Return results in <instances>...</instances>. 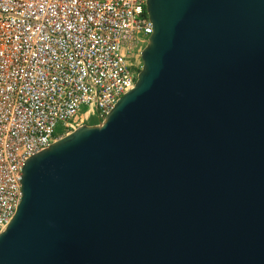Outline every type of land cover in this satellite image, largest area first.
Returning a JSON list of instances; mask_svg holds the SVG:
<instances>
[{
	"label": "water",
	"instance_id": "1",
	"mask_svg": "<svg viewBox=\"0 0 264 264\" xmlns=\"http://www.w3.org/2000/svg\"><path fill=\"white\" fill-rule=\"evenodd\" d=\"M141 68L24 163L0 264H264V0H146Z\"/></svg>",
	"mask_w": 264,
	"mask_h": 264
},
{
	"label": "built area",
	"instance_id": "2",
	"mask_svg": "<svg viewBox=\"0 0 264 264\" xmlns=\"http://www.w3.org/2000/svg\"><path fill=\"white\" fill-rule=\"evenodd\" d=\"M145 4L0 0V231L18 206L25 161L102 121L133 88L139 68L130 59L152 33Z\"/></svg>",
	"mask_w": 264,
	"mask_h": 264
},
{
	"label": "rangeland",
	"instance_id": "3",
	"mask_svg": "<svg viewBox=\"0 0 264 264\" xmlns=\"http://www.w3.org/2000/svg\"><path fill=\"white\" fill-rule=\"evenodd\" d=\"M131 61V64L133 65V67H138L140 69L141 65H142V62H141V58H140V54L139 53H136L134 52L132 58L130 59ZM85 108L82 107V110H84ZM64 131V127L62 125L61 122H58L55 126V131H54V134L56 136L62 134Z\"/></svg>",
	"mask_w": 264,
	"mask_h": 264
},
{
	"label": "trees",
	"instance_id": "4",
	"mask_svg": "<svg viewBox=\"0 0 264 264\" xmlns=\"http://www.w3.org/2000/svg\"><path fill=\"white\" fill-rule=\"evenodd\" d=\"M90 122H91V124H95V123H96V121H95V120H91Z\"/></svg>",
	"mask_w": 264,
	"mask_h": 264
},
{
	"label": "crops",
	"instance_id": "5",
	"mask_svg": "<svg viewBox=\"0 0 264 264\" xmlns=\"http://www.w3.org/2000/svg\"><path fill=\"white\" fill-rule=\"evenodd\" d=\"M58 137V136H57Z\"/></svg>",
	"mask_w": 264,
	"mask_h": 264
}]
</instances>
